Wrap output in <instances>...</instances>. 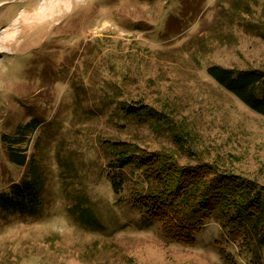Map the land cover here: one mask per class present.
<instances>
[{
    "label": "rangeland",
    "instance_id": "374dc122",
    "mask_svg": "<svg viewBox=\"0 0 264 264\" xmlns=\"http://www.w3.org/2000/svg\"><path fill=\"white\" fill-rule=\"evenodd\" d=\"M43 1L0 0V33L13 27L0 48V191L32 163L43 182L36 207L0 210V264H264V243L231 239L218 217L194 224L192 243L167 237L164 223L183 225L133 204L145 182L112 169L108 149L168 150L264 185V115L206 71L264 72V0H70L53 19L26 20ZM25 123L10 144L19 165L2 136ZM79 202L95 221L70 213Z\"/></svg>",
    "mask_w": 264,
    "mask_h": 264
},
{
    "label": "trees",
    "instance_id": "16d2710c",
    "mask_svg": "<svg viewBox=\"0 0 264 264\" xmlns=\"http://www.w3.org/2000/svg\"><path fill=\"white\" fill-rule=\"evenodd\" d=\"M206 71L241 102L264 115V72L257 69L237 71L214 64L209 65ZM123 109L126 112L133 110L125 106ZM28 126L29 123L18 126L16 136H2L8 141L9 160L19 165L26 163L25 156L18 150H12L10 144L22 141ZM173 141L181 150H188L183 136L174 133ZM108 149L112 154V169L130 167L139 171L145 182L143 191L131 192L133 204L144 215L154 219L163 220L162 216L168 210L172 218L183 225L178 227L168 220L163 226L167 237L192 243L194 224L199 225L204 220L218 217L223 220V226L231 239L245 232L259 244L264 243L263 184H257L230 170L220 169L215 162L180 164L176 155L168 150L146 151L123 142H112ZM27 174L18 182L10 184L7 191H0V210L25 211L38 205L43 182L35 164L29 165ZM112 188L117 193L121 181L112 180ZM76 208L71 209L70 213H78L82 224H86V218L96 220L87 205L83 206L79 202ZM178 228L180 234H176Z\"/></svg>",
    "mask_w": 264,
    "mask_h": 264
},
{
    "label": "bare ground",
    "instance_id": "6f19581e",
    "mask_svg": "<svg viewBox=\"0 0 264 264\" xmlns=\"http://www.w3.org/2000/svg\"><path fill=\"white\" fill-rule=\"evenodd\" d=\"M69 1L70 0H44L39 7H36L33 12L26 14L24 18L30 21H46L53 19L63 13ZM12 30L13 27L9 26L0 33V48L8 45V42L12 39Z\"/></svg>",
    "mask_w": 264,
    "mask_h": 264
}]
</instances>
